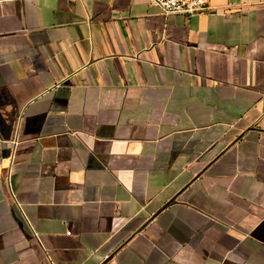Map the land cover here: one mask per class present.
Wrapping results in <instances>:
<instances>
[{
	"label": "crops",
	"instance_id": "obj_1",
	"mask_svg": "<svg viewBox=\"0 0 264 264\" xmlns=\"http://www.w3.org/2000/svg\"><path fill=\"white\" fill-rule=\"evenodd\" d=\"M0 0V264H264V0Z\"/></svg>",
	"mask_w": 264,
	"mask_h": 264
},
{
	"label": "built area",
	"instance_id": "obj_2",
	"mask_svg": "<svg viewBox=\"0 0 264 264\" xmlns=\"http://www.w3.org/2000/svg\"><path fill=\"white\" fill-rule=\"evenodd\" d=\"M159 7L165 14L192 15L212 9L211 0H145Z\"/></svg>",
	"mask_w": 264,
	"mask_h": 264
}]
</instances>
